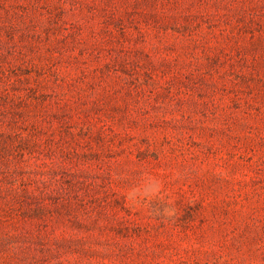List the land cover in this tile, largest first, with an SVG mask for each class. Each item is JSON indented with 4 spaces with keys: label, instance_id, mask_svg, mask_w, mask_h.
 <instances>
[{
    "label": "rangeland",
    "instance_id": "rangeland-1",
    "mask_svg": "<svg viewBox=\"0 0 264 264\" xmlns=\"http://www.w3.org/2000/svg\"><path fill=\"white\" fill-rule=\"evenodd\" d=\"M0 264H264V0H0Z\"/></svg>",
    "mask_w": 264,
    "mask_h": 264
}]
</instances>
